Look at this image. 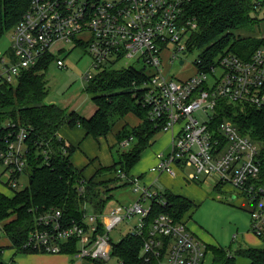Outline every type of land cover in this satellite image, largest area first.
<instances>
[{
	"label": "built area",
	"instance_id": "2783aa9c",
	"mask_svg": "<svg viewBox=\"0 0 264 264\" xmlns=\"http://www.w3.org/2000/svg\"><path fill=\"white\" fill-rule=\"evenodd\" d=\"M193 1L33 0L12 30L9 50L0 51V84L16 86L21 76L47 54L54 55L57 66L65 69V59L55 55L70 51L63 48L65 43L80 46L88 53L91 65L81 77L87 85L102 71L134 68L146 76L140 98L149 107L151 120L163 122L164 132H172L169 152L157 155V164L151 171L175 176L177 171L191 167V182L203 184L212 180L216 186L231 185L250 201L264 199L262 145L242 134L230 121L221 122L216 129L211 126L222 99L228 104H248L264 110V48L249 60L224 54L206 70L198 68L202 64L198 59L194 65L189 64L193 73L172 76L166 68L164 53L169 45L174 46L166 57L171 64L184 61L189 53L190 37L198 29L197 20L188 15ZM256 1L263 6L264 0ZM60 44L63 47L56 50ZM131 61L143 66L136 68ZM120 63L125 67H118ZM186 65L184 61L181 66ZM16 128L15 124L4 123L2 129L7 135L4 145H0V165L7 170V186L13 190L18 188V180L27 168L29 131ZM122 146L128 148L130 140ZM42 153L48 155L45 150ZM129 182L136 201L108 208L103 215L94 214L87 204L82 222L65 221L56 208L43 211L24 249L59 255L63 254L64 245L77 240V253L69 255L76 262L107 264L113 252L110 233L119 224L134 221L129 234L142 235L152 202L167 205L141 176L131 175ZM100 222L102 233L98 232ZM252 228L258 236L264 232L262 203L252 213ZM165 239L169 240L167 248ZM204 244L186 222H176L162 213L151 224L141 256L144 264H215L210 251H204ZM118 263L123 264L120 260Z\"/></svg>",
	"mask_w": 264,
	"mask_h": 264
},
{
	"label": "trees",
	"instance_id": "16d2710c",
	"mask_svg": "<svg viewBox=\"0 0 264 264\" xmlns=\"http://www.w3.org/2000/svg\"><path fill=\"white\" fill-rule=\"evenodd\" d=\"M32 2L0 0V39L22 20ZM257 6L256 0H194L190 4L188 15L197 20L198 29L190 37L188 52L203 50L199 58L202 61L198 65L200 70L214 65L224 54L232 53L249 60L258 49L264 48V37L251 36L254 35L253 28L260 27L263 22L253 17ZM242 33L250 36L243 37ZM54 59L52 54L45 55L21 76L16 86L0 84V129L4 123L10 122L17 126L16 129L29 130L25 171L29 175V186L14 190L10 196L0 192V240L8 239L10 248L16 249V254H40L39 251L24 249V244L37 225V217L47 209H59L67 222H82L86 204L94 214L103 215L113 200V191L130 184L131 171L141 160L142 153L154 143L157 135L164 132L165 124L151 120L149 107L140 98L146 76L134 68L102 71L87 85L85 91L95 104V111L89 118L48 103L46 74L55 63ZM129 115H135L141 123L136 127L126 124L116 135V146L112 147L115 149L121 145L124 149L122 143L130 140L128 150L118 151V160H114L111 166L101 165L90 178H86L72 162L76 148L59 136L60 131L64 127H80L86 137L100 143ZM225 120L260 143L264 157V110H257L248 104H228L222 99L218 102L212 128L216 129ZM5 132L3 129L0 131V145H4ZM43 150L48 155H44ZM222 187L218 185L216 189L221 190ZM158 192L167 205L164 207L157 201L152 202L144 233L129 234L113 245L112 257L115 256L123 264H144L141 252L157 216L164 213L176 222H186L184 217L192 209L195 211L196 205L190 200L170 191ZM261 200H249L253 206L251 214L257 211ZM103 229L100 222L98 232L102 233ZM237 239L233 238L234 242ZM165 241L167 248L169 240ZM64 246L63 254L73 256L78 251L77 240ZM6 248L0 246V264H7L3 259ZM207 249L212 253L215 264H264V248L239 245L236 250L218 246Z\"/></svg>",
	"mask_w": 264,
	"mask_h": 264
},
{
	"label": "rangeland",
	"instance_id": "374dc122",
	"mask_svg": "<svg viewBox=\"0 0 264 264\" xmlns=\"http://www.w3.org/2000/svg\"><path fill=\"white\" fill-rule=\"evenodd\" d=\"M254 16L258 17L263 22L261 23L260 27L257 26L253 28L254 33L252 34L254 35L251 36L264 37V7L258 5L256 7V13H254L253 17ZM242 36L248 37L250 35L247 33H242ZM11 43L12 31H9L0 39V51L5 52L9 50ZM60 47H63V45H58L56 50ZM63 48L67 50L69 49L70 51L62 54L56 52L55 55H61V57L65 59L66 68L60 69L56 63H53L46 74V80L49 90L47 102L55 104L62 109L76 111L81 116L89 118L95 110V104L91 97L85 91L87 83H83L81 81V77L91 65L90 57L88 56V53H86V50L80 46L74 47L69 43H65ZM172 50H174V46L169 45L168 49L164 53V62L166 64V68L169 69L170 74L172 76L186 77L189 73H193L194 69L193 67L191 68L189 64L194 65L202 55L203 50H195L194 52L188 53L186 56H184L183 60L187 64L186 68L180 65V61H175L174 64H171L168 62V60H166V57ZM130 63L132 65H135L136 68H141L143 66L142 63L135 61H131ZM169 64L173 67L170 68ZM118 67H125V64L120 63ZM93 73L95 74V71ZM125 121L127 122V119L119 122L114 128L113 132L108 136V138L102 139L100 143H98L91 137H85L84 134V143L82 144L81 149H87V154L90 157H98L99 161L102 164L112 163L113 160H118L117 152L124 150L126 151L128 150V148L122 149L121 145H117L115 149H112V147L116 146V135L124 128ZM135 122L136 120L133 117H130L128 120V125L132 127ZM77 128L82 131V128ZM166 134V132H161L156 136L154 143L149 147V149H147L146 153L139 162L138 168L146 167L150 163L151 158H154L156 154L154 152L155 145L158 149L159 147L163 148L161 152L167 153L170 142L167 141ZM76 157L79 158V164L83 163V167H86L88 165L89 162H87V160L85 159L82 151L77 153L75 155V158ZM92 168L93 165L89 166L86 171L92 173ZM191 171L192 169L190 167L186 168V175L189 176ZM9 180L10 177L5 172V167L0 165V190L2 192H6L7 195L10 196L14 194V190H23L29 186L28 173L23 174L20 177V179L18 180L19 186L17 189L13 190L6 185ZM201 185L202 184L197 186L202 187ZM156 188L157 187H155V189ZM201 193V196L199 195L195 198V211L193 212L192 209L189 214L184 217V219L186 220V218H188L189 216L192 224L197 225L207 232V237L210 240H206L205 238H200V236H197L202 242L205 243L203 247L204 251L207 249L206 245L207 247H209L210 245L208 244H212L213 242L217 243L219 246L227 250H230V248L232 250H236L238 249L239 245L264 248V237H260L253 232L251 214L253 206L250 203L251 201L249 202L246 196H244L242 193H237V198H233L232 192L229 193V187L217 190L216 187L211 185V183L204 184ZM136 198L137 195L134 192L132 185L129 184L113 191V200L108 205V208L119 205H131L136 201ZM261 203L264 204V199L261 200L260 205ZM6 222L8 221H5V223ZM132 225H134V221L123 222L119 224L110 233L111 244L116 245L120 243L125 237H127L130 233V228L132 227ZM234 235H237L238 237L235 242L233 240ZM245 235L247 241H245L243 238V236ZM253 237H255L256 239L259 238V240L261 241L260 246H253L257 243L255 238ZM5 252L6 256L4 255V261L7 258L9 252L12 253V256L16 258L27 257V255L24 254L14 253L13 248H6ZM211 259L213 260V255ZM69 261L73 264H81L79 262L76 263V261H73L72 257H69ZM6 262L9 263L11 262V260ZM85 262L86 264H92L91 261ZM247 262L248 261H244V263ZM107 264H119L118 259L114 256Z\"/></svg>",
	"mask_w": 264,
	"mask_h": 264
},
{
	"label": "crops",
	"instance_id": "0c3cea01",
	"mask_svg": "<svg viewBox=\"0 0 264 264\" xmlns=\"http://www.w3.org/2000/svg\"><path fill=\"white\" fill-rule=\"evenodd\" d=\"M94 111H93V113H94ZM130 117H133L136 120V122L133 124L132 127H136L141 123V121L135 115H129L126 118L127 122L125 121V125L129 124L128 120ZM166 133H167L166 134L167 141L170 142V145H169L168 151H167V153H168L170 148H171L172 132L169 131ZM84 134H85V131L83 129L81 131L78 128L71 129L69 127H64L60 131L59 136L76 148V152L74 153V155L72 157V162L77 169L83 171V174L86 178H90L94 174L97 167H100L101 165L111 166L114 163V160L112 163L102 164L99 161L98 157H96V158L93 156L90 157L87 154L88 153L87 149H84V150L81 149V146L84 143V140H83ZM85 137H86V134H85ZM154 147H155L154 152L156 154H155L154 158L152 157L153 159L151 158L150 163L144 168H138V164H139L138 163L133 168V170L131 171L132 176L133 175L141 176L144 180V183L147 184L149 187H152L154 190L161 191V192L162 191H170L177 196H181L183 198L190 200L194 204H195V198L198 197L199 195L200 196L202 195L201 190H202L204 184H210L211 183L212 186L217 187L215 181H212V180H206V182H204L201 185L202 187L197 186L200 184L191 182V180L189 178L190 174L188 176L185 173L186 169L183 171L181 170L179 172L177 171L175 176H170L167 174H159L156 172H152L151 169L155 166V164L157 162V158H156L157 155L159 153H166V152H161V150L163 149L162 147H159V149L156 147V145ZM81 151L83 152L84 157L87 160V162H89L86 167H83V163L79 164V162H78L79 158H77V157L75 158V155ZM146 151H147V149L142 153L141 159L144 156V154L146 153ZM91 165H93L92 173H89L86 171V169ZM155 187H157V188L155 189ZM226 187H229V193L232 192L233 198H237V195L241 194L239 191H237L231 185H224L222 187V189H224ZM0 192H2V191L0 190ZM2 193L7 194L6 192H2ZM185 221L187 223V226L195 234L196 237L200 236V238H205L206 240H210L207 237L208 236L207 232L204 231L202 228L198 227L197 225L192 224L190 218H186ZM235 236H237V235H234L233 238H235ZM263 237H264V232H263ZM243 238L245 241H247L246 235L243 236ZM253 238H255V237H253ZM255 240L257 241V243L253 246H260L261 241L259 240V238L258 239L255 238ZM213 243L208 244V245H210V247L211 246L221 247L217 243H215V242H213ZM0 246L10 248V241L8 239H5V238L1 239L0 240ZM256 248H258V247H256ZM16 252H17L16 249H14V253H16ZM4 255L6 256L5 251L3 253V258H4ZM12 255L13 254L9 252L7 258L5 259V262L11 260V262H13V264H73L69 261L70 256L66 255V254H59V255H50V254H42V253H40V254H29L25 258H16V257H13ZM210 257L212 258V254H210ZM76 263H78V262H76ZM81 264H86V262H81Z\"/></svg>",
	"mask_w": 264,
	"mask_h": 264
},
{
	"label": "water",
	"instance_id": "95a60500",
	"mask_svg": "<svg viewBox=\"0 0 264 264\" xmlns=\"http://www.w3.org/2000/svg\"><path fill=\"white\" fill-rule=\"evenodd\" d=\"M184 63V61H181L180 64L182 65Z\"/></svg>",
	"mask_w": 264,
	"mask_h": 264
}]
</instances>
